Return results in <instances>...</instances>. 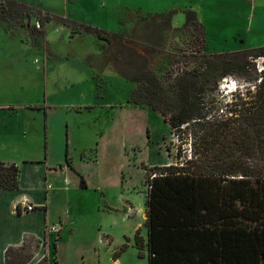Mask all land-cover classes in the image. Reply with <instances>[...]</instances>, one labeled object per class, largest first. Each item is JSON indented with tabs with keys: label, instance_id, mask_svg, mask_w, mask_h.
Here are the masks:
<instances>
[{
	"label": "rangeland",
	"instance_id": "374dc122",
	"mask_svg": "<svg viewBox=\"0 0 264 264\" xmlns=\"http://www.w3.org/2000/svg\"><path fill=\"white\" fill-rule=\"evenodd\" d=\"M131 1L145 7L152 5L153 8H160L163 5L162 0H122L127 5ZM30 7L35 10H30ZM87 8L84 0H0V45H4L9 53H33L30 59L37 58L40 66L19 77L14 75V63L2 61V65H8L10 73L5 77V87L0 82V101L10 104L36 103L39 104L37 107L42 106L52 114L50 156L58 167L65 162L68 145L72 161V168L69 167L67 174L71 181L67 182L69 195L68 192L64 196L60 195L62 199L53 204V219L62 215L69 229L80 228L77 239H92L93 233L99 229L102 232L109 231L114 237L113 242H119L122 237V241L127 242L126 238L131 237L132 244L122 252L121 263L148 264L147 249L143 256H139L134 245V235L122 236L126 226L122 208L116 212H93L83 217L72 206V203L77 204L76 207L80 204L92 210L93 205H106L100 193L78 190L75 185V182L80 181V174L90 175L91 181L100 182L101 176L98 173L102 171L101 168L93 163L87 165L82 161V155L93 159L98 146L108 186L105 190L107 199L114 201L119 192L126 195L132 207H135L132 220L137 226L135 231L140 229V234L146 239L147 232L140 210L147 196L144 166L149 168L184 160L193 153L195 143L199 149L202 144L200 136L206 132L207 127L192 123L183 124L179 130L171 131L159 110H153L146 104L129 103L132 89L140 87L141 82L130 81L119 73L113 54L117 53L120 58L119 70H124L129 76L144 72L143 61L134 55L131 58L127 51H121L120 55L119 45H111L92 33H72V29L60 18L54 17L43 24V15L51 11L58 16L69 15L121 32L125 36V44L147 59L145 71L157 78L167 95L174 94L178 76L192 69L204 52L238 53V57L243 58L241 62L244 59L254 61L256 56H246V53L264 42V30L252 32L251 28L237 29L236 26L242 23L237 24L235 14L228 12L218 16L209 5L205 6L208 36L199 22L189 19L187 12L184 15L175 11L136 15L116 30L108 16ZM37 20L41 27L36 26ZM238 33L243 37L238 39L239 42L235 40ZM5 34L15 37L4 42L2 38ZM19 38L23 43L30 44L33 52L21 47L23 44ZM47 46L49 52L45 49ZM238 47L249 49L234 50ZM253 76L254 72L249 71L232 73L221 79L217 91L206 90L202 100L212 115L216 116L218 111H222L221 108H225V102L231 99L232 92L238 88L245 91L258 82ZM155 100L153 102L161 106L166 102ZM48 103L51 106L46 108ZM19 114L15 118L8 115L5 118L44 120V110H20ZM97 142L99 144L96 145ZM63 177L60 170L55 175L59 182ZM121 183L123 185L118 187ZM58 239L59 231L54 237L46 234L41 243L29 239V248L24 253L34 250V255H38L49 250L44 256L47 255L49 264H55ZM37 242L39 246L35 248Z\"/></svg>",
	"mask_w": 264,
	"mask_h": 264
},
{
	"label": "trees",
	"instance_id": "16d2710c",
	"mask_svg": "<svg viewBox=\"0 0 264 264\" xmlns=\"http://www.w3.org/2000/svg\"><path fill=\"white\" fill-rule=\"evenodd\" d=\"M187 15L199 22L195 11L189 10ZM43 17V24L60 18L72 33H92L119 45L120 55L127 51L131 58H140L144 72L129 76L119 70L120 58L113 54L117 71L130 81L141 82L140 87L132 89L129 103L159 110L171 131L183 124L207 127L200 136L199 149L195 143L193 153L184 160L144 166V184L149 186L148 233L146 239L140 229L134 234L139 256L147 249L148 264H264V73L253 88L232 92L225 108L215 116L202 95L206 90L217 91L221 79L232 73L254 72L252 78L257 81L261 75L255 63L246 59L241 62L238 53L204 52L192 69L178 76L174 94L167 95L157 78L145 71L147 59L125 44L121 32L50 12ZM249 55H264V46L246 53ZM155 99L166 102L161 106L153 102ZM147 133L150 138L149 129ZM66 161L70 163L68 150ZM152 172L157 173L154 178H150ZM19 174V165L0 161V189L19 188ZM81 185H86L82 175ZM35 245L37 248L39 242ZM28 248L27 240L20 247H9L6 263H28L34 255V250L24 253ZM127 248L128 243H123L113 254L114 259ZM36 264H49L48 257Z\"/></svg>",
	"mask_w": 264,
	"mask_h": 264
},
{
	"label": "crops",
	"instance_id": "0c3cea01",
	"mask_svg": "<svg viewBox=\"0 0 264 264\" xmlns=\"http://www.w3.org/2000/svg\"><path fill=\"white\" fill-rule=\"evenodd\" d=\"M84 2L87 4L88 10L103 14V16H108V18L113 21V29L116 30L120 28L127 19L136 15H148L170 11L185 15L187 11L192 10L196 12L197 19L204 28L206 36H208V30L206 28V20L208 18L205 12L206 5L214 9L213 11L217 15L219 14L218 16L228 12L235 14L237 24L239 22L242 23V25L240 24L239 26L237 24V26L235 25L237 29L251 28L252 32L253 30L254 32L264 30V0H162L163 5L160 8H153L152 5L145 7L140 3L135 5L132 1L130 5H127L123 3L122 0H97V2H94V0H84ZM47 12L54 14L51 11ZM60 17L63 16L60 15ZM64 17H69V15ZM95 26L100 27L99 25ZM105 29L114 31L109 28ZM14 37L15 36L11 37L5 34V37L2 39L4 42H9V40ZM241 38H243L242 35L238 33L235 40L238 41V39ZM19 40L21 44H23L21 47H24L26 51L33 52L30 48V44L23 43L20 38ZM226 41L229 42L228 40ZM261 46H264V42L254 48ZM45 49L49 52L48 46L47 48L45 47ZM238 49L249 48L238 47L234 50ZM9 52L8 49H5L4 45H0V82L4 87L5 77L10 73V69L8 65H2V61L7 64L14 63L16 66L12 68L16 72L14 75L19 77L28 74L29 71L40 68L37 58L30 59L32 58L30 55H33V53L31 54L25 51L22 52L23 54ZM44 73L45 75L47 73L46 64ZM38 105L39 104L36 103L10 104L6 101H0V113H2L0 114V161L15 163L20 167L19 188L0 189V264H7L6 251L9 247H20L25 240H27L29 244V239L37 240L41 243V239H43L46 234H49L50 237H54L57 232H47V227L50 224H57L59 226V239L56 244L57 262L59 264H122V253L117 259H114L113 254L125 243L122 241L123 237L119 242H113L114 237L109 231L106 230L102 232L99 229V231L93 233L92 239H80L81 237L77 239L80 228L69 229V224L64 223L62 215H59L56 220L53 219V204L62 199L60 195L64 196V194L69 191L67 182L71 181L67 174L69 167L72 168L70 166L72 161L70 159V163H68L65 157L64 163H60L59 167L55 165V161H53L50 156L51 137L53 136V120H50L52 114L48 113L42 106L37 107ZM48 106L51 105L48 103L46 108ZM20 107H23V109ZM20 110H44V120H6L5 117L7 115L13 118L18 117V115L20 116ZM97 144L99 143L97 142L96 145ZM67 150L68 145L66 151ZM101 158L98 146L95 148V157L93 159L86 158L82 155V161L87 163V165L93 163L97 165L98 168H101L102 171L98 173L99 177L101 176L100 182H93L90 180V175L84 174L82 176L85 179L86 185L83 187L81 185L80 174V181L75 182V185L78 190H92L100 193L101 197L103 199L105 198L106 205L103 206L101 203L98 206L93 205L91 210L89 206L85 208L84 205L80 206L78 203L79 206L76 207L77 204H73L72 201L69 200L66 201H68L69 204L72 203V206L76 211H80L83 217L93 212H116L122 208L123 221L126 223L122 236L126 237V234L133 236L137 227L132 222L135 214V207H132V203L128 201L123 192H119L114 201L107 199L105 190L108 186L105 181V171L101 167ZM59 170L61 174L64 175V180L61 178L62 180H60V182L55 179V175ZM145 176L146 169L144 168V181ZM58 183L61 184L58 185ZM122 185L121 183L118 187ZM24 197L28 199L29 203L35 206L34 210H28L21 206L20 202ZM128 205L129 207L131 206V209H128ZM140 210L144 221L143 225L148 233V229L145 225L147 219V196ZM126 241L130 247L132 244L131 237L130 239L126 238ZM46 253L48 254L49 250L43 252V254L39 253L37 255V253H35L26 264L38 263ZM105 256H107V258Z\"/></svg>",
	"mask_w": 264,
	"mask_h": 264
},
{
	"label": "built area",
	"instance_id": "2783aa9c",
	"mask_svg": "<svg viewBox=\"0 0 264 264\" xmlns=\"http://www.w3.org/2000/svg\"><path fill=\"white\" fill-rule=\"evenodd\" d=\"M36 26L37 27H41V23H40V21H36ZM253 63H257V66H256V69L259 71V74L261 75L260 77H259V79L257 80L258 82H260L261 81V79H262V77H263V73H264V56H256V58H255V60L254 61H252ZM226 77V76H225ZM225 77H223V78H225ZM222 78V79H223ZM232 83V82H231ZM257 83V82H256ZM255 85V84H254ZM254 85L253 86H251L252 88L254 87ZM157 175V173L156 172H152L151 174H150V178H154L155 176ZM146 187H147V189H148V185L146 184ZM21 206L22 207H24L25 209H28V210H34L35 209V206L33 205V204H31V203H29L28 202V199L26 198V197H24L22 200H21ZM20 205V204H19ZM128 209H131V207H128ZM47 232L48 233H54V232H58L59 231V226L57 225V224H50L48 227H47Z\"/></svg>",
	"mask_w": 264,
	"mask_h": 264
}]
</instances>
